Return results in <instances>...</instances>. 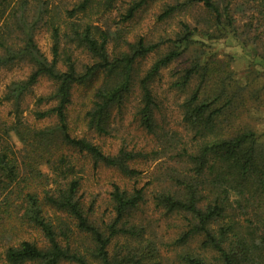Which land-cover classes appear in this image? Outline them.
I'll return each mask as SVG.
<instances>
[{
  "label": "trees",
  "instance_id": "trees-1",
  "mask_svg": "<svg viewBox=\"0 0 264 264\" xmlns=\"http://www.w3.org/2000/svg\"><path fill=\"white\" fill-rule=\"evenodd\" d=\"M95 1L80 0L72 10L66 11V19L70 21L62 24L64 30L47 9L28 22L26 0L13 4L0 1V70L14 67L21 60L31 67L29 75L9 83L1 97V102L9 105L7 115L11 118L10 124L0 118V236L6 240L7 264L61 261L88 264L85 253L71 243L74 232L89 238L88 254L99 264L130 262L126 257H110L107 249L115 236L135 233L133 227L126 228L125 219L144 199V190L128 192L113 185L110 201L114 218L101 230L91 222L89 211L78 196L82 180L78 157L87 158L93 169L103 166L125 178H134L139 171L130 163L137 156L146 155L123 148L115 155H108L85 137L71 136L67 108L73 90L86 87L91 92V105L84 113L85 127L98 135L110 134L111 111L126 104L133 86L131 67L160 44L146 45L139 40L131 54L111 59L106 33L96 35L97 26L87 20L73 21L79 13L85 15ZM219 1L186 0L178 7L201 6L220 23L227 9L221 10ZM175 8L169 7L164 17ZM39 26L48 28L54 42L51 62L34 43V31ZM182 29L179 39L168 42L178 45L176 49L156 60L146 78L137 84V121L160 142L159 150L152 151V159L162 158L158 173L153 176L159 187L152 195L153 200L166 213L179 214L187 222L188 229L180 238L182 242L201 237L199 249L214 254L212 262L204 254L185 252L180 257L182 264H264V148L256 143L252 130L232 121L231 99L224 97L222 89L203 96L198 86L184 105L183 120L191 134V143L183 142L175 133L157 134L155 102L147 81L183 54L179 46L188 43L194 30L187 24H182ZM60 37L79 39L83 49L96 61L81 73L70 62L65 70H59L56 57ZM199 70L198 63L185 69L178 86L187 85ZM205 73L209 74L203 68V76ZM114 74L120 75L116 83L112 80ZM41 78L49 80L54 90L48 98H37L31 115L35 122L53 118L55 123L37 129L25 121L23 101ZM219 84L224 86L222 82ZM222 98L225 101L219 104ZM11 132L21 143V161L9 141ZM41 166L47 167L48 174L41 172ZM49 210L72 221L75 231L60 220L57 234L46 216ZM28 229L43 238L41 246L24 237Z\"/></svg>",
  "mask_w": 264,
  "mask_h": 264
},
{
  "label": "rangeland",
  "instance_id": "rangeland-1",
  "mask_svg": "<svg viewBox=\"0 0 264 264\" xmlns=\"http://www.w3.org/2000/svg\"><path fill=\"white\" fill-rule=\"evenodd\" d=\"M185 1L96 0L85 15L79 13L76 20H73H87L96 25V35L106 33L107 52L111 59L131 54L132 47L139 40L146 45L160 44L152 53L137 59L131 67L133 86L126 104L121 109L111 111L110 134L98 135L85 127L84 113L91 105V92L86 87L73 90L71 104L67 108L71 136L85 137L108 155H115L120 148L146 155L144 158L137 156L130 163L132 168L139 171L134 178H125L119 172L103 166L93 169L87 158L78 157V168L82 170L78 196L86 210L88 209L91 222L101 230L111 224L114 218L113 204L110 201L113 185L128 192L134 189L144 190V199L125 219L126 228L133 227L135 233L115 236L107 249L110 257H126L130 261L129 264H182L180 257L185 252L204 254L214 262L213 253H203L199 249L201 237L181 241V236L188 229L182 216L166 213L156 206L152 195L159 187L157 182H153V176L158 173V163L162 158L152 159V151L159 150L160 142L140 127L136 117L139 98L137 84L146 78L156 60L176 49L178 45L168 42L179 39L183 30L182 24H187L194 30L188 43L179 46L184 50L183 54L169 65L160 68L147 81L155 102L157 134L175 133L183 142L191 143V134L186 131L187 125L183 120L184 105L200 86L203 96L222 89L225 92L224 97L231 99L232 121L252 130L256 143L264 148V0H220L221 10L227 9V14L224 11L220 23L201 6L178 7ZM7 2L13 4L20 0ZM79 2L80 0H26L25 12L29 16L28 22H33L39 12H46L47 9L49 15H54L56 23L61 25V30H64L62 24L70 21L66 19V11L72 10ZM135 6L138 8L131 12ZM173 6H176L174 11L164 17L166 10ZM33 39L40 53L51 62L54 42L48 28L37 27ZM59 40L56 57L59 70H65L70 62L81 73L86 66L96 61L83 49L79 39L60 37ZM195 63L200 66L199 73L193 76L187 85L179 87L177 82L184 70ZM203 68L208 70L209 74L205 73L203 76ZM30 72L31 67L24 60L14 67L1 69L0 102L5 87L13 81L25 79ZM119 78V74H114L112 80L116 83ZM221 82L224 83L223 87L219 86ZM53 90L52 83L46 78H41L28 92L23 101L27 124L40 129L55 123L53 118L35 122L31 115L35 110L37 98H48ZM225 98L220 99L219 104L223 103ZM53 104L54 102L50 103V106ZM8 111L9 105L1 102L0 118L10 124ZM9 141L21 161L19 150L22 146L13 132L9 133ZM40 170L48 174L46 166H41ZM46 214L54 224L57 234L60 220L75 231L72 221L67 220L65 216L51 210L46 211ZM27 232L24 236L26 239L38 246L43 244V238L39 234L29 229ZM0 238V264H7L4 260L6 240L1 236ZM71 243L79 246L85 253L88 264H99L88 254L87 250L91 244L86 235L74 232ZM59 264L75 263L61 261Z\"/></svg>",
  "mask_w": 264,
  "mask_h": 264
}]
</instances>
